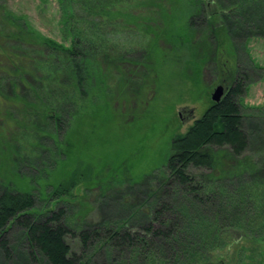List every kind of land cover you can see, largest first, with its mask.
<instances>
[{
    "label": "trees",
    "instance_id": "trees-1",
    "mask_svg": "<svg viewBox=\"0 0 264 264\" xmlns=\"http://www.w3.org/2000/svg\"><path fill=\"white\" fill-rule=\"evenodd\" d=\"M189 2L188 28L200 31L201 41L218 39L202 17L203 1ZM213 2L217 9L227 8L226 23L216 27L236 37L234 19L249 20L244 26L250 36L264 38V0ZM58 5L69 45L41 37L0 2V253L11 258L9 237L15 232L27 242L30 257L38 254L43 264H114L117 259L120 264H227L221 252L233 237L264 252V106L242 104L247 82L242 69L217 104L171 139L160 173L139 183L129 176L105 185L141 184L149 191L131 211L130 223L101 219L74 231L66 205L75 204L73 191L90 183L91 174L78 162L65 178L44 186L49 187L44 208L30 186L11 180L21 176L23 163H36L42 153L69 164L68 129L90 130L98 121L97 105L108 91L111 71L124 85L130 77L123 68L132 75L141 66V32L149 28L140 14L141 0H58ZM121 32L139 37L128 52L110 44ZM169 36L167 42L178 39ZM75 233L79 254L66 241Z\"/></svg>",
    "mask_w": 264,
    "mask_h": 264
},
{
    "label": "rangeland",
    "instance_id": "rangeland-1",
    "mask_svg": "<svg viewBox=\"0 0 264 264\" xmlns=\"http://www.w3.org/2000/svg\"><path fill=\"white\" fill-rule=\"evenodd\" d=\"M174 1L141 0L140 14L148 19L149 26L146 33L141 32V66L134 67L132 75L123 68L124 75L130 77L124 85L120 75L111 71L106 80L108 91H104L105 98L97 105L96 111L101 113L98 121L90 130L81 125L68 129L65 138L70 142L69 164L65 163L67 159L55 163L50 153H42L36 163H23L21 176L11 178L24 188L30 186L37 205L44 208L49 189L44 186L49 181L65 178L77 162L80 170L91 171L90 183L83 182L73 191L75 204L66 205L68 223L75 224V232L84 223L91 225L101 219L121 223L127 219L130 223L129 215L140 207L149 191L141 189V184L132 189L127 185H105L129 176L139 183L153 172L160 173L170 155L171 139L185 133L210 107L217 86L223 88L224 94L228 91L238 70L242 69L247 77L242 104L264 106V38L250 36L248 25L244 26L250 21L234 19L232 31L236 37L228 35L226 29L216 27L226 23L223 15H227V8L217 9L214 0H202V17L216 29L218 39L208 36L207 41H201V32L187 26L190 0H179L175 5ZM0 2L41 37L64 45L71 43L62 30L58 0ZM171 34L178 35L179 40L167 42ZM136 38L139 39L137 34L133 36L131 32L128 36L121 32L111 38L110 44L128 52L127 47ZM150 43L154 45L149 47ZM9 239L11 258L6 260L0 253V264H43L38 254L30 257V248L20 232L12 233ZM66 241L80 253L77 233ZM226 241L228 248L221 252L225 263L264 264V252L256 243L241 242L240 237ZM114 264H120V260Z\"/></svg>",
    "mask_w": 264,
    "mask_h": 264
},
{
    "label": "water",
    "instance_id": "water-1",
    "mask_svg": "<svg viewBox=\"0 0 264 264\" xmlns=\"http://www.w3.org/2000/svg\"><path fill=\"white\" fill-rule=\"evenodd\" d=\"M224 95V90L221 86H217L214 90V92L212 93V96H211V100L212 102H214L215 104H217L221 98L223 97Z\"/></svg>",
    "mask_w": 264,
    "mask_h": 264
}]
</instances>
